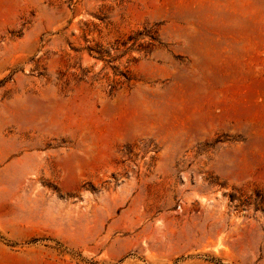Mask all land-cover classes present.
Returning <instances> with one entry per match:
<instances>
[{"label": "rangeland", "instance_id": "obj_1", "mask_svg": "<svg viewBox=\"0 0 264 264\" xmlns=\"http://www.w3.org/2000/svg\"><path fill=\"white\" fill-rule=\"evenodd\" d=\"M0 264H264V0H0Z\"/></svg>", "mask_w": 264, "mask_h": 264}]
</instances>
